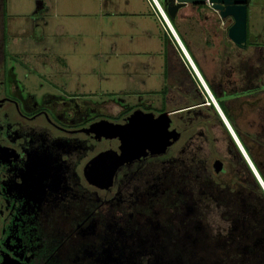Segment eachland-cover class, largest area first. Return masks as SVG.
<instances>
[{
    "label": "rangeland",
    "instance_id": "374dc122",
    "mask_svg": "<svg viewBox=\"0 0 264 264\" xmlns=\"http://www.w3.org/2000/svg\"><path fill=\"white\" fill-rule=\"evenodd\" d=\"M159 2L165 7V0ZM6 6L7 46L4 57L10 62L9 66L16 70L21 89L26 90V93L30 91L39 99L50 93L66 103L75 101L81 105L93 102L100 110L114 116L136 106L147 109L148 103H153L157 108L160 90L165 87L164 69H178L181 66L178 56L165 38L164 23L149 0H6ZM248 17V44L251 53L248 55L245 50L238 52L244 58V64H251L259 71L252 87L256 85L259 88L257 91H263L259 96L258 110L243 104V112L238 116V125L249 138L264 132V0H252ZM171 21L176 35H179L198 65L177 26L181 20ZM174 42L176 43L175 40ZM180 52L182 53L181 50ZM198 69L205 77L201 68ZM205 81L207 82L206 79ZM165 82L167 87L163 90L164 95L167 91H172V85L168 80ZM193 97L197 98L194 94ZM182 114L184 113L169 116L173 122L170 121L168 132L176 133L177 138L167 147L165 154L147 155L118 170L111 186L116 181L115 188L109 194L90 190L82 180L81 189L85 191L81 201H90L100 207L106 205L110 211L116 210L118 215H123L129 211L128 205H149L154 200L161 199L172 188L171 178L193 173L190 169L193 163L200 168L197 175L192 174L193 176L198 178V174H205L206 168L216 158L227 163L228 172L225 175L212 172L213 181L223 187L228 186L230 193L234 191L240 169L230 155L226 133L221 127L214 125L212 118L205 113H198L191 118L184 115L185 119H178ZM188 117L192 122L186 120ZM191 137L195 141L192 148ZM259 142V146H264L263 140L259 139ZM107 148L109 147L106 145H100L98 151ZM94 153L96 151L83 153L82 166ZM198 182L191 178L189 188L197 201L199 213L213 233L222 236L229 234L233 227L223 216L225 206L230 201L229 195L221 198L207 193L200 195L201 185ZM256 204L264 206L262 198H257ZM40 213L37 217L39 213L36 208L31 218L35 220V227L37 219L44 216V212ZM152 214L149 222L160 228L158 219L154 217H160L159 213ZM113 220L114 218L110 219L108 224L111 229L102 228L100 232L99 225L97 224L96 230L95 220L88 217L77 230L78 234L81 233L83 246L86 248L84 252L88 251L87 248L91 249L88 246H93L90 244L93 239L97 245L95 257L102 264H161L144 258L145 253L139 252V249L130 251V246L133 245L128 237L141 235L142 230L137 233L138 226L134 225L137 231L128 226H117L127 231L117 233L113 230ZM118 222L120 219L116 218L114 227ZM163 225L164 223L161 231L164 229ZM69 231L70 229L67 230L68 234ZM158 235L159 233L156 234L157 240ZM71 239L67 240V247L75 245V239ZM115 251L116 255L113 254Z\"/></svg>",
    "mask_w": 264,
    "mask_h": 264
},
{
    "label": "flooded vegetation",
    "instance_id": "af4514ba",
    "mask_svg": "<svg viewBox=\"0 0 264 264\" xmlns=\"http://www.w3.org/2000/svg\"><path fill=\"white\" fill-rule=\"evenodd\" d=\"M248 5L250 9L252 0L248 1ZM190 8L196 12L204 10L203 14L212 12L207 5ZM215 16L217 17L216 14ZM213 22L221 23L226 30L232 24L231 19L223 22L219 21L218 17L213 19ZM7 60L0 55V264H83L84 244L81 233L79 235L77 230L88 217L95 220L96 230H98L99 212L107 208H105L106 205L100 207L90 201L86 203L81 201L84 197L82 193L85 191L81 189L82 180L90 190L106 194L114 190L116 183L114 181L113 187L100 189L87 181L85 170L99 154L109 150L118 151L120 145L118 139H98L94 133H90L93 125L100 121L125 124L127 118L135 111H143L152 113L155 117L164 113L168 117L184 113L178 119H185L184 115H189L191 118L198 113L200 115L205 113L212 118L214 125L221 127L215 107L213 106L214 111L212 105L207 104L202 93L203 99L196 95L195 92L199 90H196L193 83V91L190 90L193 93L189 94L191 99L186 103L180 100L174 102L176 105L172 104V91L169 90L164 95L163 101H159L157 108L153 103H148L147 109L136 106L127 108L133 110L129 115H124L126 112L124 111L123 114L114 116L100 110L93 102L78 105L75 101L66 103L50 93L43 95L40 99L30 91L26 93V90H22L18 85L16 70L9 66L10 62ZM186 78L191 80L188 73ZM257 90L259 88L225 90L223 93L227 102L219 99L221 95H215L211 90L210 92L222 113L220 105L229 110L245 145L264 169V146H259V139L264 141V132L262 135L256 134L248 138L237 121L239 113L243 112V104L258 110L259 96L263 91ZM242 93L245 95L243 96ZM193 94L197 98L193 97ZM179 105L188 107L173 110V106ZM233 105H236L239 111H236L238 109ZM190 118L186 120L192 122ZM170 121L172 123L173 119ZM221 129L224 131L222 127ZM173 135L175 137L177 134L173 133ZM196 138L201 140L199 136ZM194 142L191 137L190 148ZM229 144L230 155L237 162L230 141ZM100 145H106L109 148L98 151ZM90 151H96V153L82 166L83 153ZM216 163L222 165L223 170L220 173L216 172ZM125 167L126 165L122 166L119 171ZM190 169L193 173H197L200 168L193 163ZM208 171L225 175L228 172L227 163L216 158L212 165L206 168L205 173ZM35 206L39 213L37 217L41 214L40 212H44V216L41 215L37 219V227H35V220H31L36 212ZM41 207L43 208L40 209ZM68 224H70L69 227ZM69 238L75 239L73 247H67ZM93 246H91L90 254L95 257L97 245L94 243ZM94 261V264L98 263L96 257Z\"/></svg>",
    "mask_w": 264,
    "mask_h": 264
},
{
    "label": "trees",
    "instance_id": "16d2710c",
    "mask_svg": "<svg viewBox=\"0 0 264 264\" xmlns=\"http://www.w3.org/2000/svg\"><path fill=\"white\" fill-rule=\"evenodd\" d=\"M166 7L167 3L165 2L164 10H166ZM6 8V0H1L0 55L3 56H6L7 46ZM170 22L172 24L171 18ZM220 107L264 181V169L260 162L245 145L229 110L221 105ZM212 109H214L213 106ZM132 111V109H129L124 115H129ZM215 113L236 154V166L241 170L234 184V191L230 193L227 190L228 186L223 187L213 181V173L209 171L203 175L201 174L202 176L198 174V178L193 176L197 175L195 172L188 173L185 176L180 175L176 179L171 178L172 188L161 199L154 200L153 204L136 203L135 206L127 204L130 209L123 215H118L116 210L110 211L105 207L106 210L99 212L100 232H102V228L105 230L111 229L108 224L110 223L109 220L113 218V230L117 233L121 230L127 232L126 229L117 228V226L125 228L128 226V228H133L135 231L137 230L134 225L138 226L137 233L142 230L141 235L128 237L133 245L130 246V251L139 249V252L145 253L144 258L147 257L151 262L154 260L159 261L161 264H264V206L256 204L257 198H262L264 202V191L220 116L216 111ZM191 178L199 181L198 183L201 185L200 195L207 193L210 196L215 195L217 198L229 195L230 201L226 204L223 212L224 218L230 221L233 227L229 234L223 236L222 234H215L206 224L203 216L199 213L197 201L190 192L189 181ZM154 212L160 215L158 218L154 216L156 220L158 219L160 228H156V224L149 222ZM108 216L110 217L108 218ZM116 218L120 219V222L116 223V227H114ZM163 223L164 229L162 232L161 226ZM157 233H159L158 240L156 239ZM133 234L135 233L133 232ZM91 241L90 244L94 245V240ZM101 243L103 244V242ZM87 250L88 252L83 251L82 262L83 264H94L95 257L90 254L92 250L88 248ZM113 254L116 255L117 251ZM139 258H141V255ZM97 259V264H102L100 259Z\"/></svg>",
    "mask_w": 264,
    "mask_h": 264
},
{
    "label": "water",
    "instance_id": "95a60500",
    "mask_svg": "<svg viewBox=\"0 0 264 264\" xmlns=\"http://www.w3.org/2000/svg\"><path fill=\"white\" fill-rule=\"evenodd\" d=\"M249 0H165L166 10H159V16L162 22L171 31L170 18L174 20L180 9L193 6H208L214 12L218 19L226 21L232 20L231 26L227 30L228 39L239 49L246 50L248 43V12ZM167 18V19H166ZM169 20V23L168 21ZM216 109V108H215ZM226 129L232 137L234 143L248 164L257 182L264 191V181L246 152L244 146L236 135L234 129L228 122L224 114L216 109ZM170 119L166 113L155 117L152 113L135 111L126 120L125 124H114L108 121H100L93 125L90 133H94L98 139H118L120 142L118 151L109 150L95 157L85 170V177L92 185H97L100 189H106L112 186L117 171L124 165H129L135 160H141L147 155L160 156L166 153L167 147L174 142L177 135L168 132ZM176 134V133H174ZM99 165L100 167H109L104 173L96 172V177L101 184L93 182L91 171ZM216 172L220 173L223 168L221 163H216ZM95 171V170H94ZM102 176H108L104 180Z\"/></svg>",
    "mask_w": 264,
    "mask_h": 264
},
{
    "label": "crops",
    "instance_id": "0c3cea01",
    "mask_svg": "<svg viewBox=\"0 0 264 264\" xmlns=\"http://www.w3.org/2000/svg\"><path fill=\"white\" fill-rule=\"evenodd\" d=\"M127 6H129V2H127ZM190 7L191 6L180 9L174 21H177V19L181 20V23H179L177 26L181 32V36L185 40L187 47L191 51V54L194 56L198 65H196L182 43L179 35H177L180 39V42L182 43L183 48L193 60V63L199 73L200 70L198 67L203 71L205 77H203L201 73L200 75L208 89L213 90L215 95H221L219 96V99L221 98L220 100L224 102H227L224 99L225 94L223 92H225V90H243L244 88L247 90L257 89L256 85H254V87L252 86L254 80L258 76V71H256L251 66V64L243 63L244 58H241L238 51L244 50L236 47L228 39L227 30L222 27L221 23L215 24L213 22V19L217 18L215 14L212 12H210V14L207 12L203 14L204 10L202 12H196ZM203 16H205V18ZM248 22H250L249 17ZM163 28L166 29L165 38L169 41V47L178 56L181 66L178 69L171 68L167 70V67L164 69L163 81L165 87L163 86L164 88L160 90V94L158 96L160 99H158V102L160 100L163 101V90H166L167 87V85H165V81L168 80V82L172 85L171 103L173 104L174 102L176 103V101L179 102L180 100L186 103L191 99L189 94L193 93L190 91H193L192 83L195 84L196 90H199V86L187 68L186 60L182 56L180 48H178L174 42L167 28ZM249 31L250 29L248 30V39ZM248 43L247 49L245 51H247V54L249 55L251 53V48L250 44ZM252 45L254 44L252 43ZM186 73H188L191 77V80L189 78L190 81L186 78ZM204 78L207 80V82ZM195 93L200 97V99L204 98L201 97L202 95L200 90ZM175 103L174 105H176ZM187 107V105H179L177 107L173 106V110L183 108L185 109Z\"/></svg>",
    "mask_w": 264,
    "mask_h": 264
},
{
    "label": "built area",
    "instance_id": "2783aa9c",
    "mask_svg": "<svg viewBox=\"0 0 264 264\" xmlns=\"http://www.w3.org/2000/svg\"><path fill=\"white\" fill-rule=\"evenodd\" d=\"M150 1H151L152 5H153L152 7L155 9L156 12H158L159 10L161 11V9L164 10V8L161 5V3L159 2V0H149V2ZM169 26L171 28V31L164 24V27L167 28V30L171 34L172 38H174V40L176 41V43L179 46L180 50L182 51V56L186 60L187 68L189 69L190 73L192 74L194 80L197 82V84L199 86V90L201 91L202 95L206 98L207 104L214 106L219 111V107H218L215 99L213 98L210 90L208 89V87L204 83L203 79L201 78V75H200L199 71L197 70V68L195 67V65L193 63V60L191 59L189 54L186 52V50L183 48L182 43L180 42V40L179 41L177 40L178 37H177L176 32L174 31L173 27H171V25H169Z\"/></svg>",
    "mask_w": 264,
    "mask_h": 264
},
{
    "label": "bare ground",
    "instance_id": "6f19581e",
    "mask_svg": "<svg viewBox=\"0 0 264 264\" xmlns=\"http://www.w3.org/2000/svg\"><path fill=\"white\" fill-rule=\"evenodd\" d=\"M166 19H167V18H166ZM167 21H168V23H169V20H167ZM171 27H173L172 24H171ZM108 169H109V167H104V168H103V167H100V168H99V165H98L96 168H94L95 171H94V170L91 171V173H92L91 176H92L93 182H96V183L101 184L102 182H100V181L98 180L99 178L96 177V179H95V174H94V173H96V172L99 173L100 171H102V172L104 173V172L107 171ZM102 177H103L104 180H107V178H108V176H107V177H106V176H102Z\"/></svg>",
    "mask_w": 264,
    "mask_h": 264
}]
</instances>
